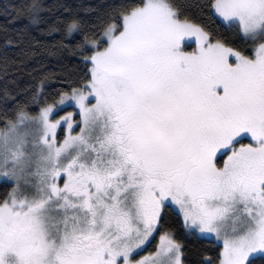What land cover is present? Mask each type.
I'll list each match as a JSON object with an SVG mask.
<instances>
[{"label": "snow or ice", "instance_id": "1", "mask_svg": "<svg viewBox=\"0 0 264 264\" xmlns=\"http://www.w3.org/2000/svg\"><path fill=\"white\" fill-rule=\"evenodd\" d=\"M10 7L83 70L5 91L0 264H264V0Z\"/></svg>", "mask_w": 264, "mask_h": 264}, {"label": "trees", "instance_id": "2", "mask_svg": "<svg viewBox=\"0 0 264 264\" xmlns=\"http://www.w3.org/2000/svg\"><path fill=\"white\" fill-rule=\"evenodd\" d=\"M26 2L28 0H0V110L4 108L5 104L9 107L13 106L12 95L5 97L6 90L10 94L24 95V90L27 89L28 85L35 83L33 77L38 73L51 72L64 77L69 74H77L83 70L78 56L73 55L71 51H59V34L54 33L52 36H47L39 30H33L32 36L43 41V43L36 44L35 41L26 38L23 44H6L8 38L17 39L16 30L27 22L25 19L13 20L9 15L13 11L10 5ZM43 2L52 9L51 13L46 14L54 16L62 13L66 16L68 13L64 11L63 7H60L61 5H70L73 8L84 5L98 8L103 6L106 0H43ZM81 14L84 15L85 13L81 12ZM29 44L39 50V55L31 60H26L25 63H19L18 59L23 58L19 57L18 49L27 47ZM5 56H7L6 64ZM176 228L179 234V225H176ZM185 243L188 248L186 259L189 261L195 262L200 259L201 253L205 249H209V255L214 254L212 245L207 241L190 238Z\"/></svg>", "mask_w": 264, "mask_h": 264}]
</instances>
